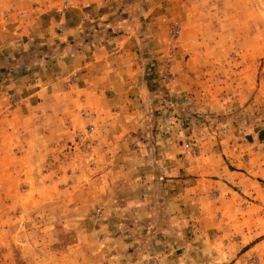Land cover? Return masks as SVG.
<instances>
[{
    "label": "rangeland",
    "instance_id": "rangeland-1",
    "mask_svg": "<svg viewBox=\"0 0 264 264\" xmlns=\"http://www.w3.org/2000/svg\"><path fill=\"white\" fill-rule=\"evenodd\" d=\"M69 1L63 17H59L63 0L56 11L60 34L67 31V12L79 3ZM161 9L167 13L161 20L167 29L165 46L159 58L145 63L142 72L146 90L141 101L149 124L141 134L143 150L156 153L159 142L173 138L179 144V162L185 165L201 160L206 152L218 153L221 145L215 137L251 140L252 134L263 131L264 0H167ZM27 13L28 9L3 0L0 25ZM174 25L179 26L178 40L171 62L166 63ZM76 77V71L65 76L71 95L59 98L57 104L83 107V96L73 92ZM24 102L23 96L10 90L6 104L0 107V264H117L113 249L119 248L120 241L107 237L115 229L122 231L107 220L114 210L122 214L114 207V197L123 201L124 191L117 193L122 187L115 190L112 185L105 188V180L100 184L94 181L97 153L111 147H98L93 112L83 109L65 118L55 107L26 114L16 110ZM187 141L198 149L195 156L185 153ZM239 147L243 149L241 142ZM247 151L239 154L243 162L252 153ZM259 152L263 154L264 145ZM115 177L120 178L121 172ZM217 195L214 190L209 198L215 201ZM147 200L165 201L161 193H148ZM152 219L158 220L152 215L146 224ZM161 227L165 231L161 239L160 235H147L139 240L147 234L140 227L145 232L137 235L133 244L141 241L146 249L137 264H205L197 253L193 258L180 256L184 247H177L185 242L183 234L167 224ZM191 229L190 244L196 248L201 241H194L198 227ZM232 229L234 232L228 230L224 237L233 241L239 234ZM216 260L222 264H264V251L253 249L242 257L228 254Z\"/></svg>",
    "mask_w": 264,
    "mask_h": 264
},
{
    "label": "crops",
    "instance_id": "crops-1",
    "mask_svg": "<svg viewBox=\"0 0 264 264\" xmlns=\"http://www.w3.org/2000/svg\"><path fill=\"white\" fill-rule=\"evenodd\" d=\"M78 1L65 16L67 31L60 34L56 31L60 0H7L28 13L0 25V107L14 90L25 98L16 110L26 114L55 107L65 118L83 109L93 112L98 147L113 150L97 153L94 181L105 180V188L112 185L115 190L122 187L117 193L124 191L123 201L114 197V207L122 214L114 210L107 220L122 231L115 229L107 237L120 241L113 249L115 262L137 264L146 249L141 241L133 244L145 232L140 227L147 234L139 240L147 235L161 239L165 234L161 225L166 224L183 234L179 255L193 258L197 253L205 264H222L216 259L228 254L242 257L253 249L264 251V152H259L264 130L252 134L251 140L215 137L221 145L218 153L206 152L201 160L185 165L179 162V144L173 138L159 142L156 153H146L141 134L149 124L141 101L146 90L142 72L145 63L159 58L164 49L167 29L161 20L167 13L161 8L167 0ZM72 71L77 72L74 96L84 98L81 109L57 104L71 95L65 76ZM247 150L252 153L243 162L238 157ZM121 159L127 164L116 163ZM118 172L121 177L114 179ZM214 190L215 201L209 198ZM148 193H161L165 201L147 200ZM152 215L158 220L147 225ZM194 225L198 227L194 241L201 240L196 248L189 240ZM232 228L239 234L237 241L224 237L228 230L234 232Z\"/></svg>",
    "mask_w": 264,
    "mask_h": 264
},
{
    "label": "built area",
    "instance_id": "built-area-1",
    "mask_svg": "<svg viewBox=\"0 0 264 264\" xmlns=\"http://www.w3.org/2000/svg\"><path fill=\"white\" fill-rule=\"evenodd\" d=\"M69 6H70V1L69 0H63L62 7H61V10L59 12V17L64 16V14L67 11ZM59 26L61 28L64 27V25L62 23ZM178 35H179V26L174 25L173 27H171L170 33H169V42H168V48H167L168 52H167L166 63L171 62L170 58L172 57L173 50L175 48V44L178 40ZM184 150H185V153H187L191 156H195L198 153V149L195 146H193V144L190 141H187L184 143ZM148 264H159V263L155 262V261H151Z\"/></svg>",
    "mask_w": 264,
    "mask_h": 264
}]
</instances>
